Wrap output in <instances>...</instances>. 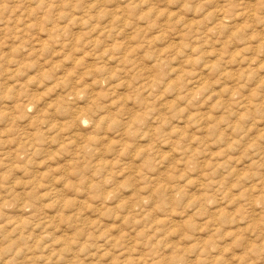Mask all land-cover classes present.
<instances>
[{
	"label": "rangeland",
	"instance_id": "rangeland-1",
	"mask_svg": "<svg viewBox=\"0 0 264 264\" xmlns=\"http://www.w3.org/2000/svg\"><path fill=\"white\" fill-rule=\"evenodd\" d=\"M0 264H264V0H0Z\"/></svg>",
	"mask_w": 264,
	"mask_h": 264
},
{
	"label": "bare ground",
	"instance_id": "bare-ground-1",
	"mask_svg": "<svg viewBox=\"0 0 264 264\" xmlns=\"http://www.w3.org/2000/svg\"><path fill=\"white\" fill-rule=\"evenodd\" d=\"M221 23H222V21H221ZM196 76H197V75H196ZM202 76H203V75H202ZM197 77H198V78H197L198 81H199V80H202L201 76H197ZM195 83H196V82H195ZM197 84H198V83H197ZM201 91H202V90H201ZM247 111H248V110H247ZM248 112H249V111H248ZM216 190H217V189H216Z\"/></svg>",
	"mask_w": 264,
	"mask_h": 264
}]
</instances>
